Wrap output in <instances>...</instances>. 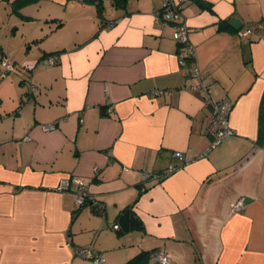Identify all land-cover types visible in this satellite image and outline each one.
<instances>
[{
	"label": "crops",
	"instance_id": "obj_1",
	"mask_svg": "<svg viewBox=\"0 0 264 264\" xmlns=\"http://www.w3.org/2000/svg\"><path fill=\"white\" fill-rule=\"evenodd\" d=\"M14 1L0 0V56L14 65L0 73V264H87L83 248L105 264H158L155 252L171 264H264V26L239 35L264 18V0H171L207 94L179 65L175 23L156 19L163 0H104L102 18L86 0ZM51 52L54 65L18 68ZM223 98L235 134L201 156L210 102ZM174 152L179 169L143 182ZM71 175L90 181L79 210L56 189ZM133 203L138 227L113 229Z\"/></svg>",
	"mask_w": 264,
	"mask_h": 264
},
{
	"label": "built area",
	"instance_id": "obj_2",
	"mask_svg": "<svg viewBox=\"0 0 264 264\" xmlns=\"http://www.w3.org/2000/svg\"><path fill=\"white\" fill-rule=\"evenodd\" d=\"M184 0H180V3H183ZM165 9L160 14L156 11L155 16L156 19L164 21V22H174L175 26V39L179 46L178 52V62L179 65L185 67L188 70V74L192 77H196L198 79V83L195 88L201 92L208 93V86L203 81V76L200 72V69L195 64V47L189 43L188 40V29L185 23L177 22L176 18L180 14L182 4L176 5L171 0H163V5ZM264 23H260L257 25H248L244 30L239 31V35L242 37H248L255 31L262 29ZM43 63H53V58H45ZM35 66V63L26 62L23 65V69L32 70ZM0 68L2 70L11 69V65L5 59L1 60ZM211 120L208 125V133L211 137L210 146L208 149L201 154V156L206 155L207 152L218 145L223 141H227L230 137L235 134V130L229 125V112L232 108V102L228 98H223L216 101H211ZM113 112L112 109L108 110V113L111 114ZM55 124H49L44 126L45 130L53 129ZM173 157L178 159H185L183 152H174ZM178 166L173 164H169L167 168V172L173 171ZM149 177V174H145L144 178ZM89 179L83 178L80 176L71 175L68 177L62 178L56 189L63 192L73 191L74 194V204L75 206H79L84 204L87 200V193L89 187ZM243 207V198H239L231 207V212H236L241 210ZM113 229H118V225H112ZM80 254L84 257L91 256V250L89 248H83L80 251ZM152 258L158 264H171V260L169 256L164 252H155L152 255ZM95 263L103 264L105 263V259L102 255H99L97 259H95Z\"/></svg>",
	"mask_w": 264,
	"mask_h": 264
},
{
	"label": "trees",
	"instance_id": "obj_3",
	"mask_svg": "<svg viewBox=\"0 0 264 264\" xmlns=\"http://www.w3.org/2000/svg\"><path fill=\"white\" fill-rule=\"evenodd\" d=\"M17 0H15L14 2H16ZM86 1H89V2H92V3H95V5H96V8H97V14H98V16H99V18H102V14H103V10H104V5H103V1L104 0H86ZM197 1V3H199V5L200 6H204V4L201 2V1H198V0H196ZM124 2H125V0H112V3L114 4V5H119V4H124ZM165 8L162 6V8H161V10H159L158 12L161 14L162 13V11L164 10ZM223 22H226L227 23V21H222L221 22V24L220 25H222L223 24ZM260 23H264V18H262L261 19V21L259 22V23H257V24H260ZM257 24H255V25H257ZM57 53L58 52H51V53H46V54H44L39 60H37L36 62H35V65H37V63H39V61L40 62H44V59L45 58H53V63H45L46 65H54L56 62H57ZM3 59H5V60H7L8 62H9V60L7 59V57L5 56V55H1L0 56V62H1V60H3ZM9 64L11 65V69H7V70H2L1 68H0V73L2 74V75H5V74H8V73H10L12 70H14L13 69V67L14 66H12V64L9 62ZM21 70V69H20ZM22 70H25V71H31V70H26V69H22ZM109 114V113H108ZM259 122H258V134H257V142H262V140H263V136H264V95H263V97H262V99H261V103H260V109H259ZM175 158V157H174ZM185 163V159L183 158V159H178V158H175V161L173 162V163H171V164H173V165H175V166H178L179 165V167H181L183 164ZM179 167H177L176 169H174L173 171H170V172H167V169L166 170H164V171H161V172H156V173H151V174H149V177H146V178H144V180H143V182H155V181H160V180H162L163 178H165L166 176H168L169 174H171V173H173L174 171H176L177 169H179ZM145 182V183H146ZM142 186L144 187V188H146L147 186H145L144 185V183L142 184ZM69 192H72L73 193V191H69ZM87 200H88V193H87ZM85 201L84 202V204H82V205H79V206H76L77 207V210H79L81 207H83L88 201ZM75 205V204H74ZM133 206H134V203L133 204H131V205H129V206H127V207H125L124 209H122L121 211H120V213H119V215H118V219H117V222L115 223L116 225H118V223L120 224V223H122V225L124 226L123 228H122V230H121V228H120V230L123 232V231H125V230H128V229H131V228H135V227H138V223L135 221V219H134V215H133V213H132V208H133ZM114 225V224H113ZM118 228H119V225H118ZM116 230H118V229H116ZM119 230V231H120ZM91 256H89V257H84V256H82L81 254H80V252H79V254H80V256L82 257V258H84V260L85 261H87L88 263L87 264H97V263H95V259H97V257L99 256V255H102V254H99V253H94L92 250H91ZM143 254H148V253H143ZM140 255L141 254H139V255H137V256H135L134 258H132L127 264H138V261H139V259H140ZM143 256H145V255H143ZM103 264H105V263H103Z\"/></svg>",
	"mask_w": 264,
	"mask_h": 264
},
{
	"label": "rangeland",
	"instance_id": "obj_4",
	"mask_svg": "<svg viewBox=\"0 0 264 264\" xmlns=\"http://www.w3.org/2000/svg\"><path fill=\"white\" fill-rule=\"evenodd\" d=\"M28 27L30 28L31 27V25H28ZM19 31V33H20V30H18ZM37 60H39V59H37ZM37 60H23V61H21L20 62V64L18 65V68L19 69H23V65L26 63V62H30V63H35ZM11 61H13V60H11ZM11 61H9L10 63H11ZM12 64V63H11ZM38 65H40V64H42V65H46L45 63H42V62H40L39 61V63H37ZM12 66H14L13 64H12ZM36 66V65H35ZM34 66V67H35ZM13 69H14V67H13ZM13 71V70H12Z\"/></svg>",
	"mask_w": 264,
	"mask_h": 264
},
{
	"label": "water",
	"instance_id": "obj_5",
	"mask_svg": "<svg viewBox=\"0 0 264 264\" xmlns=\"http://www.w3.org/2000/svg\"><path fill=\"white\" fill-rule=\"evenodd\" d=\"M230 24L236 30H239L241 28V25H242L241 22H239L237 19L231 20Z\"/></svg>",
	"mask_w": 264,
	"mask_h": 264
}]
</instances>
